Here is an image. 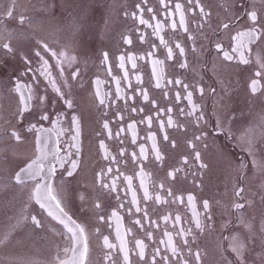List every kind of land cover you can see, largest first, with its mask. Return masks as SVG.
<instances>
[{
    "label": "flooded vegetation",
    "instance_id": "1",
    "mask_svg": "<svg viewBox=\"0 0 264 264\" xmlns=\"http://www.w3.org/2000/svg\"><path fill=\"white\" fill-rule=\"evenodd\" d=\"M166 3L167 8L160 0L146 3L145 0H15L13 16L9 18L4 13L13 0H0V20L13 33L11 38L5 35L0 39V221L8 222L16 232L15 239L23 242L19 251L3 250L0 264H58L57 256L62 260L72 259V252L64 251L72 246L70 234L32 198L35 185L44 181L26 177L23 184H18L14 179L15 173L36 155V133L28 131L29 127L36 124L53 128L60 114L58 127L65 131L59 144L56 136L51 135L48 149L52 152L58 147L60 156L72 155L62 166L49 155L44 165L45 171L55 165L50 184L58 192L64 210L85 228L88 245L85 264H112V261L124 264L119 247L109 250L104 245L105 236L110 243L119 244L118 228L127 242L131 264H150L156 247L161 249L156 264H185V261L187 264H239L232 251L233 237L245 243V264H264V169L252 162L255 158L264 164V69L255 62L256 53L264 56V44L257 41L250 45L252 53L246 52L249 64L224 61L216 49L217 43L228 50L235 46L232 37L249 26L245 13L253 10V5L258 18L264 17V0H200L210 13L206 19L198 15L199 9L188 0H166ZM176 3L184 6L188 31L179 25ZM148 8L153 11L149 12ZM170 10L172 17L167 16ZM237 14L238 21L234 22ZM141 16L153 27L140 24ZM20 17H24L23 24L19 22ZM172 20L177 22L175 30L171 28ZM157 22L163 25L158 35L154 32ZM223 23H229V29H224ZM161 37L173 49L171 59L167 58ZM126 38L131 39V44L125 43ZM6 42L14 49L12 53L3 48ZM176 43L184 47L183 56L175 48ZM45 44L47 48L43 47ZM36 51L48 61V70L63 98L40 75L41 62L35 56ZM104 52L108 53L107 60L102 55ZM149 52L154 55L149 56ZM121 55L125 57L123 68ZM72 56L76 60L69 63L67 57ZM129 56L136 57L135 67ZM25 58L32 63L26 64ZM154 59L163 61L155 75ZM184 61L188 67H179ZM257 71L262 75L257 77ZM158 76L159 88L155 86ZM176 79L189 88L185 90L182 85H176ZM253 79L259 80L261 86L255 94L250 88ZM117 80L124 99L117 98ZM169 80L173 83L169 84ZM17 81L30 85L33 99L28 112L19 111L22 104L16 91ZM199 88L204 89L203 95ZM98 89L101 94H107L106 105L99 103ZM24 91L27 93L29 89ZM144 91L148 101L143 99ZM186 91L193 93L192 101L198 108L191 115L188 113L192 105L185 99ZM177 93L179 101L175 98ZM40 96L45 97L43 104ZM65 100L71 101V108ZM132 107L138 110L132 112ZM169 108L172 110L168 111ZM117 112L123 119L117 117ZM45 113L49 120H40ZM201 114L203 118L197 120ZM73 115L80 121L78 154L74 147H69L74 143L71 140ZM148 116L153 118L150 126ZM169 118L173 125L167 124ZM142 119L144 123H140ZM105 120L113 134L118 127L123 129L119 138L107 137V130L102 127ZM161 121H164L163 128ZM132 123H135L134 130L128 128ZM13 129L21 134L22 141L11 138ZM134 133L135 143L132 142ZM165 134L168 140L163 139ZM152 135L163 154L162 161L155 159ZM101 140L118 163L104 158V150L99 148ZM250 141L254 149L251 155ZM140 146L145 148L147 159L140 156ZM121 150L123 155L119 154ZM197 151L199 161L195 159ZM133 153L137 154L135 161ZM73 159L78 163L74 170L71 169ZM201 162L208 167L201 169ZM108 167L113 169L111 174L106 172ZM176 168L182 171L173 179L168 173ZM68 170L73 171L71 177L67 175ZM102 171L105 175L100 177ZM125 176L132 177L131 187ZM113 178L115 191L109 193L100 187L101 179L110 183ZM142 180L152 199H144ZM237 186L244 188L242 199L235 196ZM169 188L174 196H182L184 202L173 203L166 192ZM133 192L137 204L131 203ZM189 193L195 198L192 205L187 202ZM156 196L168 202L156 201ZM204 200L209 201L208 210L203 209ZM235 202L243 203L245 208L237 211L233 207ZM97 203L101 205L99 209L95 207ZM137 206L147 209V218L141 219L144 213H137ZM193 209L200 213L202 228L196 227ZM113 211L119 220L112 216ZM177 215L181 217L179 221L175 220ZM209 215L211 220L207 219ZM30 216L41 219L43 227L35 228L31 219L25 218ZM164 216L169 220L165 221ZM241 216L244 223L240 221ZM136 219H141L143 228L134 223ZM247 224H251V231ZM180 229H191V232L178 235ZM34 230L35 234L29 233ZM148 231L152 233L151 239L145 235ZM165 231L171 233L179 254L172 255L170 246L160 243L168 240ZM6 237L10 240L11 234ZM136 239L147 245L144 260L134 251ZM184 239L189 243L184 244ZM197 251L201 254L199 261L193 255ZM108 252L112 261L105 259ZM164 255L169 257L167 261L161 260Z\"/></svg>",
    "mask_w": 264,
    "mask_h": 264
},
{
    "label": "snow or ice",
    "instance_id": "2",
    "mask_svg": "<svg viewBox=\"0 0 264 264\" xmlns=\"http://www.w3.org/2000/svg\"><path fill=\"white\" fill-rule=\"evenodd\" d=\"M147 2V0H145V3ZM189 4H193L194 6L197 7L199 9L198 15L203 17V18H208L210 16V13L207 12L204 8L203 5H201L200 0H188ZM160 4L163 5L165 8L168 7V3H166V0H160ZM14 7H15V0H13V4L9 7V9L4 13V15L6 17L11 18L13 16V11H14ZM137 8H139L140 6L137 5ZM175 8V12L179 13V25L183 27L184 31H188L187 25H186V21H185V9L184 6L181 3H176L174 5ZM141 13L143 12V9H140ZM149 12H152V8H148ZM247 15L248 21H250L249 26L247 27V29L245 31H237L236 36L232 37L233 40L236 41V44L234 47H231L230 50L225 49L222 44L217 43L216 44V49L217 52L219 54H222L223 56V60L224 61H238V63H242V64H249L251 63L249 56L246 55V52L251 54L252 53V49L250 47V45L255 44L257 41H261V44H264V17H259L258 18V13L255 10V6L253 5V10L251 11H246L245 13ZM132 15L135 17L136 13H132ZM168 17H172L173 16V12L170 10L167 13ZM238 14L237 17L234 18V22L238 21ZM153 19H155V16H153ZM19 22L21 24L24 23V17H20L19 18ZM81 23H83V21H81ZM139 23L143 24V25H148L149 27H153V25L149 24V22L145 19L141 17H139ZM200 27H203V25H199ZM222 27L224 29H229L230 25L229 23H223ZM163 28V25L159 22L156 23V25L154 26V32L158 35L159 31ZM171 28L173 30H175L177 28V22L175 20H172L171 22ZM5 35H7L9 38H11L13 36V33L8 32L6 27L3 25V21L0 20V39H4ZM143 37H141L142 39ZM161 44H164L165 47L167 48V58L171 59L173 56V49L172 47H169L167 45V42L161 37ZM125 43L127 44H131V39L130 38H126L125 39ZM3 48L8 52V53H12L14 51V49L12 48V46L10 45V43H3ZM44 48H47V44H45L43 46ZM153 47H155V45H153ZM175 48L179 49V54L181 56L184 55L185 49L184 47H182L179 43L175 44ZM53 55H56V53H53ZM63 55V53L61 54ZM103 57L105 60H107L108 58V53L104 52ZM149 56H153L154 53L153 52H149L148 53ZM35 56L39 58L40 62H41V68L39 69L40 75L45 76L48 80L49 83L52 84V86L54 87V90L61 96V98H63V92H61L59 87H56V82L55 80L52 78L50 71L48 70V61L44 59V57L41 55L40 51H36L35 52ZM130 60L133 61V67H135V60L136 57L134 56H129L128 57ZM68 62L72 63L75 62L76 57L72 56V57H67ZM140 59H143V57H140ZM124 60L125 57L123 55L120 56V67L123 68L124 67ZM255 62L259 65V67L261 69H264V56H262L260 53H256L255 55ZM25 63L26 64H31L32 61L29 60L28 58H25ZM153 64V73L154 75L157 74L156 73V68L158 65L162 66L163 65V61L159 60V59H154L152 61ZM179 67L181 68H186L188 67L187 61L181 62L179 64ZM29 71H31V68H29ZM76 74H74L75 76ZM255 75L257 77L261 76L262 73L260 71H257L255 73ZM137 80L140 81V77H137ZM100 82L97 81V84H99ZM169 84H172L173 81L169 80L168 81ZM174 83L176 85H182V87L187 90L189 88V85L186 83H183L181 80L176 79L174 81ZM117 84V98L119 99H124V96L121 92V89L119 87L120 85V81L117 80L116 81ZM157 88L161 87L160 84V80H159V76L157 77V83L155 85ZM260 81L253 79L251 81V92L253 94L257 93L260 90ZM29 89V91L26 93L24 91V89ZM16 91L20 93V100H21V104L22 107L19 109V111L21 113L23 112H28L31 108H32V104H31V100L33 99V95L31 92V88L30 85H25V84H21L19 81H17L16 84ZM199 92L201 93V95H203L204 89L203 88H199ZM165 95H167V93H165ZM192 95L193 93L191 91H186V96L185 99H187L188 103L192 105V111L189 112L188 114L191 115L194 112L198 111V108L195 104H193L192 101ZM97 96L100 97L99 99V103L101 105H106L107 101L105 99V97L107 96V94H101L99 89L97 90ZM176 100L179 101L180 99V94L177 93L176 94ZM45 97L44 96H40L39 100L40 103L43 104ZM143 99L145 101H148L149 97L147 95V92L144 91L143 94ZM65 103L67 104V106L69 108L72 107V103L70 100H65ZM155 102L153 101V104ZM125 104H127V100L125 99ZM138 109L136 107H132L131 111L132 112H136ZM172 109L169 108L168 111H171ZM139 111H143L142 108L139 109ZM181 113H183V109H180ZM61 115H57L55 122H54V126L53 128H44V127H37L36 124H32L28 131L30 132H35L36 133V139H35V144H36V155L34 156L33 159H31L30 163H26V166L21 167L19 169V171H17L15 173L14 179L18 184H23L25 182V178H30L35 180L37 177H39L41 180L44 181V183H37L34 187L33 190V195L32 198H34L36 200V202L40 205L41 209H44L47 211V215L52 217L53 220H57L59 224L63 225L64 228L67 230V232L70 234L69 239L72 241V246L71 248H65V252L71 251L72 252V259L69 260H62L59 258V256H57V261L58 264H85L86 260H87V253H88V245H87V238L85 235V228L80 224L77 223L74 219H72L68 213L64 210V208L62 207L61 204V199L59 197L58 192H56L55 189H53V187L50 184V181L52 180V177L54 176L55 172H56V167L55 165H51L47 168V170L45 171V165H44V161L48 159L49 155H52L53 158L62 166L65 161L68 159V157H70L72 155V153H68L67 156H60L59 153V148L57 147L54 151L50 152L48 149V142L51 139V135L54 134L57 138V144H59V138L60 136L63 134V132L65 131V129L58 127V125L61 122ZM117 117L119 119H123V116L120 115L119 112H117ZM203 116L202 114L200 116L197 117V120L202 119ZM147 123L150 126L152 123V117L148 116L147 118ZM40 120H44L47 121L49 120V115L48 114H42L40 116ZM140 123H144V120L142 119L140 121ZM71 124L74 126L72 128V135H71V140L74 142L73 144H70L69 147L72 148L74 147L76 149V153L78 154L80 151V121L78 119L77 116L73 115L71 117ZM167 124L168 125H173V120L171 118H169L167 120ZM160 126L161 128H163L164 126V121L160 122ZM219 122H218V127H219ZM104 130H107V137L109 139H114V138H119L121 132L123 131L122 128L117 129V131L115 132V134H113L112 129L109 127V122L107 120H105L103 122L102 125ZM129 129H135V123L129 124L128 125ZM10 136L12 139H14L17 142L22 141L23 137L21 136V134L13 129L10 132ZM150 138L152 139L153 143H152V150L155 154V159L158 161H162L163 160V154L161 153L160 149L158 148L156 141H155V136L152 135L150 136ZM164 140H168V135L165 134L163 137ZM197 140L200 139L199 136L196 137ZM133 143H135V133L133 134ZM120 143H123V140H120ZM172 146L175 147V142H172ZM194 147V146H193ZM99 148L104 150V158L106 160H109L110 162H116L118 163L119 161L117 160L116 156L111 155V153L108 150V145H106V143L104 142V140H101L99 142ZM249 154H253V147H252V142H249ZM120 155H123V150H121L119 152ZM140 156L143 157L144 159H147V155H146V150L143 146H140ZM132 159L135 161L137 159V154L133 153L132 154ZM195 159L197 161H199L201 159L200 157V153L197 151L195 152ZM253 164L255 166H257L258 168H262L264 169V164L258 162L255 158L253 159ZM185 163H187V158L185 157ZM246 166V165H245ZM78 167V163L76 160H71V169L74 170ZM199 167L201 169L207 168L208 165L206 163L201 162ZM72 170H68L67 171V175L69 177H71L73 175V171ZM182 171V169L180 168H176L174 169L173 172H169L168 176L172 177L173 179L176 178V173ZM106 172L108 174H111L113 172V169L111 167H108L106 169ZM118 172V170H117ZM100 177H103L105 175V172H101ZM142 176H143V172H142ZM124 179L126 181H128V185L129 187H131V182H132V177L129 176H125ZM141 186L144 187V199H152V197L149 195L148 189L146 186H144V182L143 180L141 181ZM100 187L102 189H106L108 190L109 193L113 192L116 190V179L113 178L111 180L110 183L108 182H104L101 179L100 182ZM161 187H163V185H161ZM167 195L172 197V202L175 203L177 201H179L180 203H183V197L182 196H174L171 189H166ZM244 192V188L243 187H239L237 186L235 188V196L238 198L242 199L241 194ZM118 195V194H117ZM194 196L189 193L187 195V202L189 205H192L194 203ZM156 201H160L162 203H167L168 201H162L160 196H156L155 197ZM131 203L133 204H137V200H136V194L135 192H133V197H132V201ZM96 208H100L101 205L99 203H97L95 205ZM120 207H123V204L120 205ZM233 207L239 211L243 208H245V205L243 203H239V202H235L233 204ZM210 208V204L208 200H204L203 201V209L204 210H208ZM135 211L137 213L143 212L144 215L143 217H141V219L147 218L148 217V211L146 208H142L140 206H137ZM129 212H131V209H129ZM112 216H116L117 219L119 220L118 214L117 212L113 211L112 212ZM193 216L196 218V227L197 228H202V222L199 219L200 213L196 212L195 209H193ZM26 219H31L32 223L34 224L35 228L37 229H41L43 227L42 223H41V219H38L36 216H30V217H25ZM100 220H104L103 216L99 217ZM141 219H136L134 221L135 224L140 225L142 228L144 227L141 224ZM163 219L165 221L169 220L168 216H164ZM181 219V217L179 215H177L175 217L176 221H179ZM207 219L211 220V216L209 215L207 217ZM240 221L241 223H244V219L243 216L240 217ZM153 223H155L153 221ZM246 227H248L249 231H251V224H247ZM130 231V229H129ZM190 233L191 229L185 230V229H180V232L178 233V235H184L185 233ZM166 236H168V240L167 242L165 241H160V243H167L170 246L171 249V253L172 255H177L179 254L180 250L176 247V245L174 244L173 240H172V235L171 233L165 231L164 233ZM145 235L147 236L148 239L152 238V233L150 231L146 232ZM117 238L119 240V244H112L109 242L108 237H104V245L107 249L109 250H114L117 247H119L120 251L123 253V261L124 264H131L130 261V256H129V249L127 247V242L124 239V237L121 235L119 228L117 229ZM184 244H188L189 241L187 239H184L183 241ZM232 251L234 253H236V257L237 260L239 261V264H245V260H244V253L246 251V246L245 243L239 238V237H233V242H232ZM147 248V245L144 243L143 240L141 239H136L135 240V249L134 251L136 252V255L139 257L140 260H144L145 258V250ZM161 254V249L159 247H156L153 250V253L151 254V260H150V264H156V257L158 255ZM194 258L199 261L201 259V254L200 252H195L193 253ZM105 259L112 261V255L111 252L106 253ZM169 259L168 256L164 255L161 256V260L163 261H167ZM112 264H115L114 261H112ZM185 264H187V261H185Z\"/></svg>",
    "mask_w": 264,
    "mask_h": 264
},
{
    "label": "rangeland",
    "instance_id": "3",
    "mask_svg": "<svg viewBox=\"0 0 264 264\" xmlns=\"http://www.w3.org/2000/svg\"><path fill=\"white\" fill-rule=\"evenodd\" d=\"M1 200V198H0ZM2 201V200H1ZM5 208H7L8 206L6 204H4ZM0 223H2V220L0 221ZM11 234V239L8 240L6 239V235L7 234ZM29 233L35 234V230L34 231H29ZM16 232L14 231V228L9 226V223L5 222L0 224V256L3 255V250L9 251V250H16L19 251L21 250V246L23 244V242L19 239H15L17 236H15Z\"/></svg>",
    "mask_w": 264,
    "mask_h": 264
}]
</instances>
